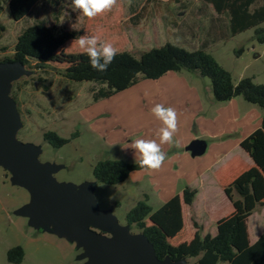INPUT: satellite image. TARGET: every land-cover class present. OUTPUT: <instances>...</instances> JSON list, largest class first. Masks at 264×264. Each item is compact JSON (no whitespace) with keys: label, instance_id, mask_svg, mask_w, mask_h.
I'll list each match as a JSON object with an SVG mask.
<instances>
[{"label":"rangeland","instance_id":"374dc122","mask_svg":"<svg viewBox=\"0 0 264 264\" xmlns=\"http://www.w3.org/2000/svg\"><path fill=\"white\" fill-rule=\"evenodd\" d=\"M178 1L118 0V6L105 16L107 24L118 25L125 38L113 33L101 36L117 51H128L137 57L166 43L189 51L204 49L231 73L235 83L250 77L256 84H264V43L257 41L254 28L231 36L228 16L217 14L202 0ZM8 4L9 0H0V25L5 28L0 38V61L12 56L17 37L28 26L42 21L57 32L77 30L85 17L72 10L71 0H47L16 22L10 16ZM259 5L261 1L254 6ZM240 49L243 53L237 55ZM32 71L23 69L10 88L9 96L16 102L22 123L16 140L39 147L40 164L62 166L54 175L58 183L79 186L92 182L99 210L111 212L131 235H140V231L128 228L126 214L144 198V193L157 210L162 202L181 195L182 189L190 186L201 190L196 205L210 215L204 212L200 219L195 218V209L183 205L187 240L195 222L208 227L202 232H214L215 220L231 209L216 185L215 175L235 159L245 164L249 161L236 145L240 133L226 136L225 133L233 132L228 122L236 112L252 124L259 118L258 113L262 114L258 106L242 97L232 104L216 102L209 80L186 71L183 76L170 72L158 80L139 78L129 89L98 101L93 97L102 87L99 84L66 80L55 66ZM198 89L202 102L195 100ZM156 104L172 107L177 114L174 143L161 145L167 157L162 167L158 171L133 172L126 182L115 186L96 182L92 168L97 161H138L132 141L142 138L159 143L157 133L163 125L150 111ZM46 131L69 138L70 143L55 149L44 141ZM194 135L204 138L209 146L200 157H192L185 149ZM224 149L227 151L223 152ZM31 202L30 191L14 184L12 173L0 166V264H13L7 260V251L17 245L25 250L20 264H89L91 258L86 248L58 234L51 224L35 225L30 217L20 214ZM247 228L250 243L264 234V207L250 216ZM99 233L108 240L112 238L109 233ZM189 262L193 260L181 264Z\"/></svg>","mask_w":264,"mask_h":264},{"label":"trees","instance_id":"16d2710c","mask_svg":"<svg viewBox=\"0 0 264 264\" xmlns=\"http://www.w3.org/2000/svg\"><path fill=\"white\" fill-rule=\"evenodd\" d=\"M42 1L47 0H9L11 18L16 22L23 20ZM202 1L211 5L217 14L228 16L231 36L254 28L257 41L264 43V28L261 27L264 23V0ZM259 1L261 5L255 7ZM106 17L105 13L94 19L84 17L79 29L62 32L42 21L30 25L17 37L12 56L0 63H21L29 72L55 66L66 80L101 85L93 97L94 101L129 89L137 84L139 78L158 80L170 72L186 71L209 80L216 102L242 97L258 106L263 111L261 126L240 143L252 164L235 159L215 175L233 207L216 222L215 235L208 233L202 236L195 222L196 232L187 240L183 205L191 206L197 195V190L189 186L157 210L152 208L145 195L127 212L126 223L130 230L135 227L145 236L161 261L168 258L172 262L193 260L186 264H264V234L251 244L247 228L250 216L257 208L264 207V84H256L250 77L235 83L231 73L212 54L204 49L189 51L172 43L152 48L139 57L128 51H117L107 71L98 72L91 68L87 55L73 41L85 33L98 35L101 40L104 38L101 34L122 36L119 26L108 25ZM4 30L0 25V38ZM241 53L242 49L236 52L237 55ZM43 139L55 149L62 148L71 140L54 131L44 132ZM141 170L145 169L139 166L138 161L100 160L94 164L92 174L96 182L115 186L126 182L132 172ZM24 258L25 250L20 245L7 251L10 263L20 264Z\"/></svg>","mask_w":264,"mask_h":264},{"label":"water","instance_id":"95a60500","mask_svg":"<svg viewBox=\"0 0 264 264\" xmlns=\"http://www.w3.org/2000/svg\"><path fill=\"white\" fill-rule=\"evenodd\" d=\"M23 69L21 63H0V166L12 173L14 184L24 186L32 194L31 205L24 207L20 214L30 217L35 225L51 224L58 234L86 248L91 258L89 264L185 262H172L168 258L159 260L143 234L131 235L111 212L99 210L93 196V183L79 186L58 183L54 175L62 166L40 164L41 149L16 140L22 123L16 102L9 93L12 82ZM206 149L207 142L203 139H195L186 147L192 157L202 156ZM99 231L111 234L112 238H103Z\"/></svg>","mask_w":264,"mask_h":264},{"label":"clouds","instance_id":"9594fccd","mask_svg":"<svg viewBox=\"0 0 264 264\" xmlns=\"http://www.w3.org/2000/svg\"><path fill=\"white\" fill-rule=\"evenodd\" d=\"M118 6V0H71L73 11L82 13L88 19H94L98 15L112 11ZM73 44L77 45L87 55L92 69L98 72H106L117 55V49L111 42L101 40L98 35L87 34L77 36ZM151 113L162 122V127L156 140L136 139L132 141L131 148L139 154L138 164L149 171H158L166 160V153L161 145L174 143L173 137L177 132V114L172 107L156 104L151 108Z\"/></svg>","mask_w":264,"mask_h":264},{"label":"crops","instance_id":"0c3cea01","mask_svg":"<svg viewBox=\"0 0 264 264\" xmlns=\"http://www.w3.org/2000/svg\"><path fill=\"white\" fill-rule=\"evenodd\" d=\"M31 13H32V11H31ZM185 71H183V72H178L179 73V75H182L183 76V74H185L184 73ZM162 78V77H161ZM190 81L191 82H193L191 79H190ZM195 84V83H194ZM193 84V85H194ZM192 89H194V87L192 86ZM196 94V93H195ZM200 97H201V89H200V91H199V89L197 90V94H196V98H195V100L197 101L198 100V102L199 101H201L200 100ZM238 97H236V98H234V99H232L231 101H228V103H230V104H232V103H234L235 102V100L237 99ZM202 102V101H201ZM236 111V110H235ZM259 115V118L256 120V121H254V122H252V124H248V121L246 120L247 118H244V117H242L240 114H237L236 112H234V115L232 114L231 115V118L233 119V121H232V119H231V121L230 122H228L229 123V126H228V128H229V130L230 131H233V132H230V133H225L226 134V136H235L238 132L240 133V135H239V137L236 139V145L243 151V149L240 147V143L245 139V138H247L251 133H253L256 129H258L260 126H261V122H262V117H263V111H262V114H260V113H258ZM228 128H227V130H228ZM192 139V141L193 140H195V139H203V140H205L204 138H201V137H196L195 135L191 138ZM206 141V140H205ZM207 142V141H206ZM189 145V144H188ZM186 147H187V145H186ZM208 144H207V149H208ZM186 149V148H185ZM207 149H206V151H207ZM225 151H227L226 149H224V151L223 152H225ZM223 152H219V154H221V153H223ZM244 152V151H243ZM245 153V152H244ZM246 154V153H245ZM247 155V154H246ZM248 156V155H247ZM248 158H249V161H248V163H246L247 165H251L252 164V161H251V159H250V157L248 156ZM219 159H221L220 157H219ZM136 172V171H135ZM133 173V172H132ZM131 175V174H130ZM128 180V179H127ZM92 183V182H91ZM94 185V184H93ZM216 185L221 189V187L218 185V183H217V181H216ZM190 187V186H189ZM192 188V187H191ZM194 189H196V188H194ZM93 190H94V188H93ZM183 190V189H182ZM197 190V195H196V197H195V200H194V202H193V204L191 205V206H187V207H189V208H194L195 209V218H198V219H200L201 218V216H202V214H204V212H207L208 214H209V212L208 211H203L202 209H200L199 208V206H197L196 204H197V202H198V196L200 195V193H201V190H199V189H196ZM221 191L223 192V190L221 189ZM181 193H182V191H181ZM180 193V194H181ZM223 194L225 195V193L223 192ZM147 196L148 197V199H149V196L146 194V193H144L143 194V197L144 196ZM225 197L227 198V196L225 195ZM227 200L230 202V200L227 198ZM167 202V201H166ZM163 204L165 203V202H162ZM230 205H231V209L229 210V212L233 209V207H232V204H231V202H230ZM194 211V210H193ZM210 215V214H209ZM221 217V216H220ZM183 219H184V223L186 222V220H185V217H184V214H183ZM213 218L212 217H210V220H212ZM220 218H217L216 220H215V222H214V227H213V229H214V232L212 233H209V234H211V235H215L216 233H217V227H216V222L219 220ZM198 224V226L200 227V229H201V235L202 236H205L206 234H208V232H202L203 230L202 229H208V227L206 226H203L202 225V223H197ZM196 232V228H194V231H192L191 233H189L190 235H189V238L190 237H192V235L194 234ZM259 238V237H258ZM257 240V239H256ZM256 240L253 242V243H255L256 242ZM253 243H251V244H253Z\"/></svg>","mask_w":264,"mask_h":264}]
</instances>
